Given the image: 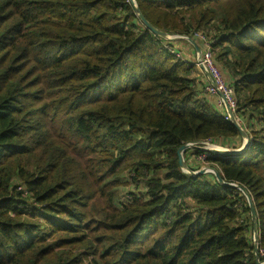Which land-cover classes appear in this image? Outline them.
<instances>
[{"label":"trees","instance_id":"1","mask_svg":"<svg viewBox=\"0 0 264 264\" xmlns=\"http://www.w3.org/2000/svg\"><path fill=\"white\" fill-rule=\"evenodd\" d=\"M137 2L210 38L250 142L209 159L251 193L264 248V0ZM193 66L129 0H0V264H257L246 196L179 162L243 143Z\"/></svg>","mask_w":264,"mask_h":264},{"label":"built area","instance_id":"2","mask_svg":"<svg viewBox=\"0 0 264 264\" xmlns=\"http://www.w3.org/2000/svg\"><path fill=\"white\" fill-rule=\"evenodd\" d=\"M174 37H179V35L172 34L169 39L162 38L164 40V46L166 47V49L170 51L172 54H174L175 56L184 60L185 62L196 65L201 72V75H202L201 77L206 80V81L204 80L205 93L206 94L208 93L211 96L217 97L218 99L217 104L219 108L223 110L224 117L232 121V117L230 116L229 112L227 111V107H226V103H228V105L231 107V109L234 112V116L236 117V120L242 125L243 120L241 117H239L237 113L238 99H236L235 87L231 84V82H229L225 78V74H223L222 69L216 63L215 58H214V53H213V46H212V42L210 38L203 32H199V31L195 32L193 36L187 35V34H182L180 36L181 39H185L187 41L189 37L195 40V42L198 41L196 42V45L200 47L201 51H198L196 46L193 45V51L194 50L196 51V56H197L196 60L193 62L189 58L181 57L180 53L174 48L173 45L176 42V40H173ZM206 70L209 71L215 83L210 82L209 78L204 77V75L206 74L205 73ZM219 93L223 95L224 99L220 97ZM209 141L211 140H208V142ZM208 142H203V143L208 144ZM253 242H254V236H253ZM259 258L261 259L262 264H264V248H260Z\"/></svg>","mask_w":264,"mask_h":264},{"label":"rangeland","instance_id":"3","mask_svg":"<svg viewBox=\"0 0 264 264\" xmlns=\"http://www.w3.org/2000/svg\"><path fill=\"white\" fill-rule=\"evenodd\" d=\"M178 35L181 36L182 34H178ZM173 46L180 53L181 57L189 58L193 62L196 60L197 58L196 51L195 50L193 51V44L190 43L189 41L185 39H178L176 40ZM193 67H194L195 77L198 78L200 75V70L195 65ZM225 78L228 80V77L226 74H225ZM244 140L245 139L243 138V143H244ZM242 145L234 147L232 145L226 146L225 144V146H222L220 144L215 143L212 140L209 141L208 144L201 143L199 144V149L201 152H199V154H197L196 156H193L195 152H193V150L191 149H189V151H187L184 154L186 165L188 169H190L191 171H189L188 169H184V168L183 170L185 173H188V174L191 173L194 176H198V175L209 176L211 174H214V171L216 170V166L214 162L211 159H209L210 156L217 154V153H214V149H221V148H226V147L240 148ZM191 167H194L196 170L192 171ZM146 185L147 184H146L145 178L142 180L133 181L132 183H128L126 180L122 181L121 185L118 188V195H119L118 203H123L125 201L128 202V199H131L132 194H144V198H146V195H145Z\"/></svg>","mask_w":264,"mask_h":264},{"label":"water","instance_id":"4","mask_svg":"<svg viewBox=\"0 0 264 264\" xmlns=\"http://www.w3.org/2000/svg\"><path fill=\"white\" fill-rule=\"evenodd\" d=\"M130 3L133 5V7L136 10V13L140 20L146 25L147 29L150 30L154 35L159 36L163 39H169L170 36L174 33H168L166 31L158 29L155 25H153L143 14L142 10L139 8L138 3L136 0H129ZM181 39V37H174L173 40H178ZM188 41L192 42L193 45L196 46L198 51H201L200 47L196 45L195 40H193L191 37L188 38ZM205 73L208 75L210 82L215 83L212 79L211 74L209 73L208 70L205 71ZM220 97L224 99L223 95L219 93ZM227 111L229 112L230 116L232 117V122L236 125L238 128L240 135L245 139L243 145L240 148H221V149H214V153L226 156V155H242L244 152L249 148V142H250V137L247 131L245 130V127L242 126L237 120L236 117L234 116V112L231 109V107L226 103ZM196 147L195 144L189 143V144H184L182 145L179 150H178V155H179V162L182 168L188 169L186 165V161L184 159V154L187 150L192 149ZM199 147V146H198ZM191 171L190 169H188ZM214 174L216 175L218 181L220 184L224 186H231L234 188L239 189L247 198L248 204L251 207V212H252V220L254 224V244H255V257L257 259V264H262L261 259L259 258V250H260V242H259V224L257 221V211H256V206L254 205V200L251 195V193L248 191L247 188H244L242 185L231 183V182H225L224 179L221 177V174L219 171L215 170Z\"/></svg>","mask_w":264,"mask_h":264},{"label":"crops","instance_id":"5","mask_svg":"<svg viewBox=\"0 0 264 264\" xmlns=\"http://www.w3.org/2000/svg\"><path fill=\"white\" fill-rule=\"evenodd\" d=\"M201 76H202V75H201V72H200V75H199L198 78H200ZM204 77H205V78H206V77L209 78L207 74H205ZM201 79H202V77H201ZM209 98H210V100L214 101L215 104L217 103V100H218L217 97H214V96H210V95H209ZM193 156H195V155H193Z\"/></svg>","mask_w":264,"mask_h":264}]
</instances>
